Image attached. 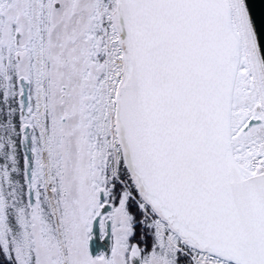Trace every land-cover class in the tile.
Returning a JSON list of instances; mask_svg holds the SVG:
<instances>
[{
	"label": "snow or ice",
	"instance_id": "6c2138e0",
	"mask_svg": "<svg viewBox=\"0 0 264 264\" xmlns=\"http://www.w3.org/2000/svg\"><path fill=\"white\" fill-rule=\"evenodd\" d=\"M251 3L0 0V264H264Z\"/></svg>",
	"mask_w": 264,
	"mask_h": 264
},
{
	"label": "water",
	"instance_id": "95a60500",
	"mask_svg": "<svg viewBox=\"0 0 264 264\" xmlns=\"http://www.w3.org/2000/svg\"><path fill=\"white\" fill-rule=\"evenodd\" d=\"M251 7L257 20L264 17V0H252Z\"/></svg>",
	"mask_w": 264,
	"mask_h": 264
}]
</instances>
